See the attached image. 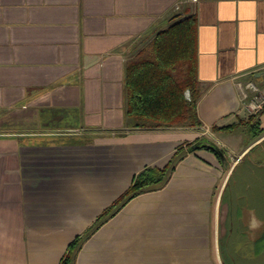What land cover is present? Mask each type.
Returning <instances> with one entry per match:
<instances>
[{
    "label": "crops",
    "instance_id": "1",
    "mask_svg": "<svg viewBox=\"0 0 264 264\" xmlns=\"http://www.w3.org/2000/svg\"><path fill=\"white\" fill-rule=\"evenodd\" d=\"M188 15L202 126H134L126 61ZM250 80L264 84V0H0V264H60L136 173L202 135L228 151L229 168L207 149L187 152L165 186L101 224L74 264L250 259L264 236V186L237 179L228 194L238 170L264 169V112L255 135Z\"/></svg>",
    "mask_w": 264,
    "mask_h": 264
},
{
    "label": "trees",
    "instance_id": "2",
    "mask_svg": "<svg viewBox=\"0 0 264 264\" xmlns=\"http://www.w3.org/2000/svg\"><path fill=\"white\" fill-rule=\"evenodd\" d=\"M196 28L195 15L179 18L158 31L147 45L126 61V115L134 126H202L197 112L201 90L197 78ZM262 112L264 104L248 117L255 135L262 131L259 127V116ZM237 124L214 125L212 129L233 130ZM201 148L213 152L223 167L229 168V163L220 156L223 148L208 136L202 135L180 144L164 167L147 165L136 173L128 189L84 233L69 243L60 264H74L83 242L101 224L139 193L165 186L176 164L187 152ZM233 171L234 169L230 177Z\"/></svg>",
    "mask_w": 264,
    "mask_h": 264
},
{
    "label": "rangeland",
    "instance_id": "3",
    "mask_svg": "<svg viewBox=\"0 0 264 264\" xmlns=\"http://www.w3.org/2000/svg\"><path fill=\"white\" fill-rule=\"evenodd\" d=\"M149 38H147L146 42H142L140 45H137L134 50L132 51V56L135 55L141 48H143L145 45L148 44ZM148 41V42H147ZM130 57V58H131ZM258 165V164H257ZM254 166V168L251 171H244L242 169L238 170L235 174V177L233 178V181L229 185L228 194L229 191H232V186L235 184V181L238 179V185H243V181L247 178H249L251 181L250 183L252 186L256 189H261V186H264V177L262 174H264V169H261L260 167ZM260 166V165H258ZM241 180V183H240ZM239 185V186H240ZM262 186V187H263ZM260 195H257L258 201L260 200ZM243 200V198H242ZM234 264V263H233ZM235 264H264V236L260 239L259 243H257V250L254 256H252L250 259L247 258H239L236 260Z\"/></svg>",
    "mask_w": 264,
    "mask_h": 264
},
{
    "label": "built area",
    "instance_id": "4",
    "mask_svg": "<svg viewBox=\"0 0 264 264\" xmlns=\"http://www.w3.org/2000/svg\"><path fill=\"white\" fill-rule=\"evenodd\" d=\"M246 87L251 91V101L247 108L250 112H255L264 104V84L259 85L255 81L250 80L247 82Z\"/></svg>",
    "mask_w": 264,
    "mask_h": 264
},
{
    "label": "water",
    "instance_id": "5",
    "mask_svg": "<svg viewBox=\"0 0 264 264\" xmlns=\"http://www.w3.org/2000/svg\"><path fill=\"white\" fill-rule=\"evenodd\" d=\"M186 96L188 97L189 96V93L188 91L186 92ZM220 156L223 158V159H231V156L229 155L228 151H226L225 149H223L222 151H220Z\"/></svg>",
    "mask_w": 264,
    "mask_h": 264
}]
</instances>
